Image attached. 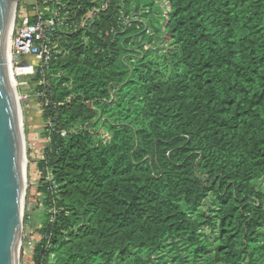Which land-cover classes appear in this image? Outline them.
<instances>
[{
  "label": "trees",
  "instance_id": "trees-1",
  "mask_svg": "<svg viewBox=\"0 0 264 264\" xmlns=\"http://www.w3.org/2000/svg\"><path fill=\"white\" fill-rule=\"evenodd\" d=\"M103 1L33 78L49 102L33 264H264V0Z\"/></svg>",
  "mask_w": 264,
  "mask_h": 264
},
{
  "label": "rangeland",
  "instance_id": "rangeland-1",
  "mask_svg": "<svg viewBox=\"0 0 264 264\" xmlns=\"http://www.w3.org/2000/svg\"><path fill=\"white\" fill-rule=\"evenodd\" d=\"M136 2V0L133 1V4L137 5ZM27 4L31 3H29V1L27 2L26 0L16 1L13 18V29L14 27L19 26V24L22 22L23 15L28 12L26 9ZM153 11L155 12L153 4L150 5L147 2H142L138 6V10L133 12L132 18H139L148 24L151 15H153ZM123 14L124 13L121 11L120 19H122V21H126L128 17ZM154 16L157 17L158 14H155ZM160 41L161 40H159L157 36V38L155 37L153 40L147 41L145 48L162 49L163 46L161 45ZM132 54L134 55V53ZM72 59L73 60L68 63V67H73V65L76 63V58L73 57ZM55 75L58 76L57 74ZM51 78H54L53 74ZM24 80H26V83L21 84ZM15 82V93L17 96L21 122V139L25 157L24 188L22 190V208L20 213V238L18 250L19 260L17 264H33V249L41 238L39 231L43 220L42 215L44 210L41 203V195L37 191L39 182H41V177L36 165L37 161L43 158V151L47 146V139L42 137V133L45 131L46 123L42 118L43 107L39 106V99L34 95L35 88L39 85L38 81L27 77H20ZM99 121H101L100 124ZM102 121L103 118L99 116V118L96 120L97 123L93 126L86 125L84 123H76L70 127L69 131H62L61 135L62 137H66L69 135L68 132L78 135L84 129L88 130L90 133L96 134L102 129ZM208 205L209 202L205 201L204 204H202L203 209ZM138 255L145 256V254L140 251H134L128 259H114L109 264H130L132 262L133 256ZM49 258H52V255H50ZM97 264H99V262H97Z\"/></svg>",
  "mask_w": 264,
  "mask_h": 264
},
{
  "label": "water",
  "instance_id": "water-1",
  "mask_svg": "<svg viewBox=\"0 0 264 264\" xmlns=\"http://www.w3.org/2000/svg\"><path fill=\"white\" fill-rule=\"evenodd\" d=\"M16 1L12 9L13 0H0V264H17L20 238L22 142L8 68V33Z\"/></svg>",
  "mask_w": 264,
  "mask_h": 264
},
{
  "label": "built area",
  "instance_id": "built-area-1",
  "mask_svg": "<svg viewBox=\"0 0 264 264\" xmlns=\"http://www.w3.org/2000/svg\"><path fill=\"white\" fill-rule=\"evenodd\" d=\"M91 2L96 4L83 15L74 17L68 16L69 11L61 0H32L31 9L23 15L22 22L14 27L10 35L9 64L14 82L20 77L33 79L37 74L43 75L49 62L62 51L59 31L89 28L107 7V1ZM38 83L41 84L42 79ZM34 95L39 99V106L49 104L43 91L35 90Z\"/></svg>",
  "mask_w": 264,
  "mask_h": 264
},
{
  "label": "bare ground",
  "instance_id": "bare-ground-1",
  "mask_svg": "<svg viewBox=\"0 0 264 264\" xmlns=\"http://www.w3.org/2000/svg\"><path fill=\"white\" fill-rule=\"evenodd\" d=\"M13 4H14V0L12 2V9H13ZM12 27H13L12 23L10 22L9 33H8V68H9L11 83H12V87H13V91H14V95H15V99H16V103H17V96L15 93V86H14V80H13V72H12V70L10 68V64H9V60H10L9 47H10V35H11ZM17 107H18V103H17ZM18 113H19V108H18ZM19 121H20V113H19ZM20 131H21V122H20ZM21 142H22V139H21ZM22 159H23V186H22V190H23V188H24V164H25L23 143H22ZM21 208H22V195H21V203H20V212L19 213H21Z\"/></svg>",
  "mask_w": 264,
  "mask_h": 264
},
{
  "label": "crops",
  "instance_id": "crops-1",
  "mask_svg": "<svg viewBox=\"0 0 264 264\" xmlns=\"http://www.w3.org/2000/svg\"><path fill=\"white\" fill-rule=\"evenodd\" d=\"M27 2L29 1V3H31L32 2V0H26ZM31 1V2H30Z\"/></svg>",
  "mask_w": 264,
  "mask_h": 264
}]
</instances>
